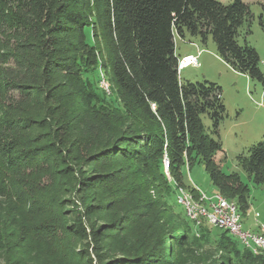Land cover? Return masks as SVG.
Instances as JSON below:
<instances>
[{
	"label": "trees",
	"instance_id": "1",
	"mask_svg": "<svg viewBox=\"0 0 264 264\" xmlns=\"http://www.w3.org/2000/svg\"><path fill=\"white\" fill-rule=\"evenodd\" d=\"M262 7L264 28V0ZM253 20L246 0H0V264H94L89 248L98 264L165 261L159 244L101 260V231L90 221L92 206L78 196V189L109 177L134 179L122 191L136 195V222L143 225L155 209L148 190L170 193L165 157L174 180L194 192L184 167L203 164L218 192L246 213L248 184L217 161L227 115L222 87L181 80L176 37L203 44L212 37L226 63L264 83L257 49L239 41L252 32ZM99 67L117 104L95 88ZM239 160L264 185V141ZM94 162L123 171L84 173L81 164ZM53 170L79 180L71 184L79 202L69 221L44 179ZM87 230L84 251L64 246L71 237L86 238ZM170 236L178 240L175 232ZM84 252L86 259L78 254Z\"/></svg>",
	"mask_w": 264,
	"mask_h": 264
},
{
	"label": "rangeland",
	"instance_id": "2",
	"mask_svg": "<svg viewBox=\"0 0 264 264\" xmlns=\"http://www.w3.org/2000/svg\"><path fill=\"white\" fill-rule=\"evenodd\" d=\"M220 1L228 4L233 0ZM247 1L254 13L252 32L242 34L239 41L244 44L247 40L257 49L261 58L260 67L264 73V28L259 22L263 12L262 0ZM198 49L202 50L199 65L182 68L180 78L184 82L209 80L222 87L227 115L219 129L223 151L218 153L217 161L222 165L225 173L238 172L242 180L248 184L250 208L242 215L243 227L257 230L260 225H264V185L256 184L250 178L242 168L239 156L247 155L251 146L264 141V83L234 70L226 63L218 55L212 37L207 44L189 35L185 39L176 37V53L180 58L189 52L198 54L196 51ZM97 71L99 75L92 80L95 81L98 93H107L106 99L117 104V100L110 95V90L102 85V81L109 84L104 71L101 67ZM204 123L206 131L211 133V121L207 116H204ZM60 165L61 163H55L53 168L57 169ZM81 169L84 173L92 169L94 174L97 172L110 174L115 171L116 175H121L123 171L109 162L81 164ZM184 172L186 181L193 188L197 185L208 195L219 193L203 164H195L191 168L186 166ZM79 174L81 173L75 172L76 176ZM165 176L171 184L170 193L159 194L155 186L148 190L155 199L156 206L154 205L155 209L150 219L143 225L136 222V195L133 191H122V188H128L135 182L134 179L120 181L109 177L105 182L87 188L84 192H81V188L78 189V196L83 197L84 201L92 206L89 212L90 221L95 229L101 231L100 237L103 240L100 250L101 260L109 262L117 257H129L150 245L157 247L159 244L158 248L166 251L162 256L165 261L157 257L161 260L158 263L150 261L145 264H264V249L245 246L239 238L227 234L204 218L198 220L190 218L184 204L179 201L181 188L187 191L190 189L179 185L170 171L165 170ZM44 179L53 187V193L62 209V217H65V221H69L75 202H79L78 196L71 194V184H78V178L71 174L55 173L53 170V174ZM197 195V192H194V196ZM185 214L189 219L185 218ZM111 223H115L116 229L111 228ZM172 232L176 233L178 240H173V236H170ZM86 233L88 235L86 238L71 237L70 241L64 242V246L71 250L81 248L80 250L84 251L86 246L83 245L90 242L89 231L87 230ZM154 233H159V238H153ZM89 253L93 263L98 264V256L94 254V249L89 248ZM78 254L85 259L89 257L85 256L87 255L85 252Z\"/></svg>",
	"mask_w": 264,
	"mask_h": 264
},
{
	"label": "built area",
	"instance_id": "3",
	"mask_svg": "<svg viewBox=\"0 0 264 264\" xmlns=\"http://www.w3.org/2000/svg\"><path fill=\"white\" fill-rule=\"evenodd\" d=\"M198 54H189L180 58L179 69L190 65H199ZM185 60H188L186 62ZM264 62V60H263ZM102 85L110 90L109 84L102 81ZM165 170L169 171V160L164 158ZM197 196L194 192L181 188L182 193L179 195L180 203L184 204L187 215L198 220L204 218L210 224L219 228L228 230L230 234L240 239L241 243L247 247L264 249V225H260L257 230L245 229L243 227V216L235 201L229 200L220 193L208 195L197 185L194 186Z\"/></svg>",
	"mask_w": 264,
	"mask_h": 264
},
{
	"label": "crops",
	"instance_id": "4",
	"mask_svg": "<svg viewBox=\"0 0 264 264\" xmlns=\"http://www.w3.org/2000/svg\"><path fill=\"white\" fill-rule=\"evenodd\" d=\"M246 1H247V0H246ZM190 42H193V41L190 40ZM193 43H194V42H193ZM196 51L199 52V51H202V50H201V49H200V50L198 49V50H196ZM189 54H193V53H192V52H189V53H187V54H185V55H189ZM185 55H184V56H185Z\"/></svg>",
	"mask_w": 264,
	"mask_h": 264
},
{
	"label": "bare ground",
	"instance_id": "5",
	"mask_svg": "<svg viewBox=\"0 0 264 264\" xmlns=\"http://www.w3.org/2000/svg\"><path fill=\"white\" fill-rule=\"evenodd\" d=\"M186 62H188V60H185Z\"/></svg>",
	"mask_w": 264,
	"mask_h": 264
}]
</instances>
